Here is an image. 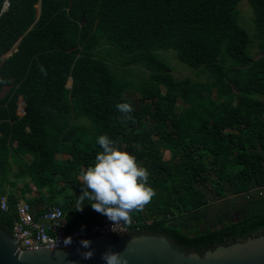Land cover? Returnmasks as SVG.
I'll list each match as a JSON object with an SVG mask.
<instances>
[{"label": "trees", "instance_id": "16d2710c", "mask_svg": "<svg viewBox=\"0 0 264 264\" xmlns=\"http://www.w3.org/2000/svg\"><path fill=\"white\" fill-rule=\"evenodd\" d=\"M5 1L0 0L3 179L13 154L32 155L20 174L47 190L40 201L63 208L70 232L89 230L105 215L87 200L82 211L75 209L82 187L78 175L94 165L102 151L97 137L107 135L148 170V185L156 193L131 214L139 229L129 234H163L187 252L204 254L264 233V203L238 221L192 235L171 225L179 215L209 206L200 185L217 197L227 195L228 185L235 194L264 188V0H248L253 36L240 23L241 0H8L3 9ZM105 48L114 60L103 54ZM161 49H173L180 61L210 79L174 78ZM131 66L143 67L148 77L133 84L116 70ZM131 86L141 93L139 103L126 96ZM20 97L24 116L18 114ZM179 101L185 106L175 116ZM125 102L132 105V120L116 108ZM164 149L172 153L168 160ZM58 153L70 158L57 159ZM8 199L11 209L0 207V225L12 233L17 200ZM28 202L33 208L39 200ZM45 208L34 209V215Z\"/></svg>", "mask_w": 264, "mask_h": 264}, {"label": "water", "instance_id": "95a60500", "mask_svg": "<svg viewBox=\"0 0 264 264\" xmlns=\"http://www.w3.org/2000/svg\"><path fill=\"white\" fill-rule=\"evenodd\" d=\"M8 4L6 0L3 9ZM15 50L17 48L5 57ZM72 83L70 78L68 86L71 87ZM22 105L25 107L24 100ZM85 240L91 241L89 248L78 241L68 248L22 250L12 233L0 225V264H106L102 254L108 249L122 253L127 264H264V233L220 244L204 254L187 252L163 234L131 235L121 232L119 235H95ZM90 250L94 252L92 258L83 259L81 253Z\"/></svg>", "mask_w": 264, "mask_h": 264}, {"label": "clouds", "instance_id": "9594fccd", "mask_svg": "<svg viewBox=\"0 0 264 264\" xmlns=\"http://www.w3.org/2000/svg\"><path fill=\"white\" fill-rule=\"evenodd\" d=\"M40 71L47 74L42 65ZM117 110L123 114V119L132 120V105L118 103ZM134 122V121H133ZM96 143L102 151L95 157L94 165L80 170L81 194L77 197L75 209L83 210L85 201H89L96 212L118 224H131V214L140 212L155 196V190L148 185L149 172L140 166L127 151H122L114 145L107 135H99ZM65 246L72 243V237H66ZM81 245L89 248L90 240H81ZM93 251L82 252L83 259H91ZM106 264H127L126 258L120 252L108 249L102 254Z\"/></svg>", "mask_w": 264, "mask_h": 264}, {"label": "rangeland", "instance_id": "374dc122", "mask_svg": "<svg viewBox=\"0 0 264 264\" xmlns=\"http://www.w3.org/2000/svg\"><path fill=\"white\" fill-rule=\"evenodd\" d=\"M239 9L240 23L245 26V28L253 36L255 32L254 12L248 0H241L239 4ZM258 50V40L254 39L253 43L250 46V52L255 56ZM103 54L107 56L110 60L115 59V55H111L109 53V50L107 51L106 48L103 50ZM158 54L160 58L167 62L174 78L176 79H183L185 77H189L193 81H206L210 79L206 73L202 72L200 74H197L196 70L180 61L177 57L176 52L173 49H161L158 51ZM116 70L119 74H124L127 79L133 84L138 83L143 78L148 77V72L141 66H131L128 70H124L122 67H116ZM7 91L8 87H6L2 92L3 94H5V92ZM126 96L130 97L134 103H139L141 93L134 86H131L126 90ZM19 101H21V98H19ZM184 106L185 105L182 102H177L173 110V114L176 116ZM79 122H83L89 125V122L85 119H80ZM163 155L164 158L168 160L171 158L172 153L167 149H164ZM198 187L209 194V197L211 199V204L209 206L210 209H208V207L207 209L189 215H179L175 220H173V222H171V225L182 227V229L190 235L194 234L198 230H205L208 227L216 228L218 226L226 224L227 222L242 218L249 211L247 210L244 211V213H239L236 209H238L237 207L241 205V202L249 203L253 199H256L252 198L253 193H256L255 197H259L258 199L262 198L261 200H264V191L261 190H257L255 192H252L251 194H244L241 197L236 196L233 192V186L228 185L227 195L225 197H217L211 192L209 186L200 185ZM70 193H75V190H71ZM235 196L242 198V201L240 202L238 199H236ZM255 209L257 210L258 207H255L253 210Z\"/></svg>", "mask_w": 264, "mask_h": 264}, {"label": "built area", "instance_id": "2783aa9c", "mask_svg": "<svg viewBox=\"0 0 264 264\" xmlns=\"http://www.w3.org/2000/svg\"><path fill=\"white\" fill-rule=\"evenodd\" d=\"M20 104L21 113H25L22 101ZM0 207L3 211L9 212L11 205L7 196L0 197ZM18 214L14 222L12 235L22 250H39L47 248H68L76 245L78 241L88 239L95 235H119L121 232L130 233L133 227L139 229L138 221L131 217V224L120 222L114 224L107 217L101 223L96 224L86 231L68 230L66 213L62 207L47 205L45 211L36 216L29 202L17 201L15 205ZM72 237V243L65 246L63 241L66 237Z\"/></svg>", "mask_w": 264, "mask_h": 264}, {"label": "crops", "instance_id": "0c3cea01", "mask_svg": "<svg viewBox=\"0 0 264 264\" xmlns=\"http://www.w3.org/2000/svg\"><path fill=\"white\" fill-rule=\"evenodd\" d=\"M6 87H4L2 89V91L5 89ZM1 91V95L3 96V92ZM6 93V92H5ZM21 98V97H20ZM23 99L21 98V101ZM19 101V103L21 102ZM20 106V104H19ZM18 106V114L20 116H24L25 113H21L20 111V107ZM24 107V106H23ZM24 110H25V107H24ZM14 146H17V142H14ZM56 158L57 159H60V160H66L68 158H70L69 155L67 154H63V153H58L56 155ZM33 159V156L30 155V154H26V155H18V154H13L11 156V163H12V167L10 168L7 176L3 179L2 176L0 175V183H1V190L3 191L2 194H0V197L1 196H7L9 198V196H12L13 198H15L17 201L19 200H25V201H29L30 199H37L39 200V202L35 205H33V212H34V209H41V208H45L48 203H46L45 201L41 200L42 197L41 196H47L48 195V192L46 189H42V190H39L32 182H31V179L29 177H26V176H22L20 174V166L27 162V163H30ZM30 185L31 187V190L30 191H25V188H26V185ZM63 183L61 182L60 185H62ZM257 190H261V191H264V188H255L254 190H252L251 192H249L250 194L252 192H255ZM246 195L248 193H242V194H235L236 196H241L242 195ZM256 193H253V195L255 196ZM235 196V197H236ZM264 196V195H263ZM259 197H256V199H253L252 201H250L249 203L248 202H241L242 201V198H239V197H236V199H238L240 202H241V205L238 206L236 209L237 212H243L244 211H249V210H252L253 208L255 207H259L260 205H262L264 202H262L261 199H258ZM258 199V200H257ZM210 204H211V199H210ZM209 204V206H210ZM208 206V207H209ZM207 207V208H208ZM206 208V209H207ZM210 209V207L208 208ZM208 212V211H207ZM248 213V212H247ZM241 218H238L234 221H238L240 220Z\"/></svg>", "mask_w": 264, "mask_h": 264}]
</instances>
